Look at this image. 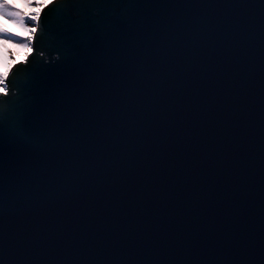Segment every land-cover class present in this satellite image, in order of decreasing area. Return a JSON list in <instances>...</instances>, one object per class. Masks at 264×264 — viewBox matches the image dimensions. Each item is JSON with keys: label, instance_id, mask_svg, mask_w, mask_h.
<instances>
[{"label": "water", "instance_id": "1", "mask_svg": "<svg viewBox=\"0 0 264 264\" xmlns=\"http://www.w3.org/2000/svg\"><path fill=\"white\" fill-rule=\"evenodd\" d=\"M85 15L94 31L63 72L101 79L89 95L119 107L78 114L104 130L70 180L71 146L53 150L31 122L0 135V262L257 264L264 3L95 0ZM90 59L111 71L85 72Z\"/></svg>", "mask_w": 264, "mask_h": 264}, {"label": "snow or ice", "instance_id": "2", "mask_svg": "<svg viewBox=\"0 0 264 264\" xmlns=\"http://www.w3.org/2000/svg\"><path fill=\"white\" fill-rule=\"evenodd\" d=\"M94 2L0 0V20L15 25L24 33L13 32L6 24H0V135L19 134L31 122L39 128L43 143L52 145L53 150L62 145L71 146L76 157L68 156L67 163L72 170L69 173L68 169L69 180L72 173L78 174L81 156L91 154L88 147L91 139L104 130L99 120L89 119L84 124L78 114L103 110L105 103L109 107H119L118 93L107 100L95 93L89 95L99 86L101 79L93 81L87 75L70 78L63 72L65 65L74 62V50L84 45L86 37L94 31L95 22L85 15V6ZM11 44L24 50L22 59L19 53L11 51ZM52 52L57 53L55 60L51 58ZM109 54L110 51L105 53ZM99 63L90 59L85 72L98 71L100 77H104L105 72L111 70L104 66L94 67ZM143 64L148 73L159 74L166 70L163 60L156 61L155 65ZM120 78H123L121 74ZM77 129H80L78 133ZM56 164L47 166L49 175L54 174ZM256 260L257 264H264V216L261 247Z\"/></svg>", "mask_w": 264, "mask_h": 264}, {"label": "rangeland", "instance_id": "3", "mask_svg": "<svg viewBox=\"0 0 264 264\" xmlns=\"http://www.w3.org/2000/svg\"><path fill=\"white\" fill-rule=\"evenodd\" d=\"M0 24H6L10 29L11 31L13 32H17L18 30L15 28L16 26L15 25H12L11 23L9 22H6V21H3V20H0ZM19 32L21 34H24L23 33V30L22 29H19ZM9 47L11 48V51L14 53V54H17L19 53V58H22V54H23V49H18L15 44H11L9 45Z\"/></svg>", "mask_w": 264, "mask_h": 264}, {"label": "trees", "instance_id": "4", "mask_svg": "<svg viewBox=\"0 0 264 264\" xmlns=\"http://www.w3.org/2000/svg\"><path fill=\"white\" fill-rule=\"evenodd\" d=\"M15 28L19 31V29L17 27H15ZM21 35H23V34H21Z\"/></svg>", "mask_w": 264, "mask_h": 264}, {"label": "bare ground", "instance_id": "5", "mask_svg": "<svg viewBox=\"0 0 264 264\" xmlns=\"http://www.w3.org/2000/svg\"><path fill=\"white\" fill-rule=\"evenodd\" d=\"M22 59V58H21Z\"/></svg>", "mask_w": 264, "mask_h": 264}]
</instances>
